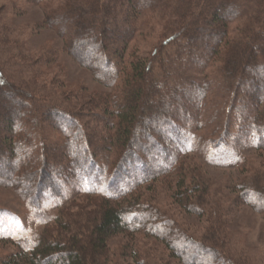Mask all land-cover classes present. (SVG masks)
<instances>
[{
  "label": "trees",
  "instance_id": "16d2710c",
  "mask_svg": "<svg viewBox=\"0 0 264 264\" xmlns=\"http://www.w3.org/2000/svg\"><path fill=\"white\" fill-rule=\"evenodd\" d=\"M26 1L44 7L42 25L60 35L64 52L117 90L98 101L73 92L69 99L81 101L80 108L59 100L54 79L63 72L56 73L51 62L58 52L51 46L32 49L28 32L13 25L20 11H0V145L7 152L0 157L6 167L0 185L26 198L35 183L42 196L45 177L44 195L62 203V192L79 180L78 198L92 197L94 205L76 215L60 207V216L43 220L40 232L12 238L17 250L1 264H112L110 243L120 236L154 239L169 252L158 256L165 264H261L251 248L234 242L227 220L230 206L264 213V171L248 173L236 198H228L192 156L226 166L232 156L238 164V150L264 152V0H127L124 10V0ZM153 16L165 24L160 45L151 58L132 56L125 69L131 44L152 30L147 22ZM61 18L78 20L70 36ZM97 68L105 70L102 77ZM211 100L225 119L215 126L223 135L218 140L206 135L210 108L204 103ZM27 117L37 128L43 125L44 138H35V128L21 131L29 126ZM99 117L103 132L92 127ZM31 156L28 167L16 166ZM16 176L26 189L12 182ZM163 183L169 200L186 214L207 218L212 229L191 232L147 195ZM40 200L34 195L29 203L36 208ZM134 242L114 264L151 262Z\"/></svg>",
  "mask_w": 264,
  "mask_h": 264
},
{
  "label": "rangeland",
  "instance_id": "374dc122",
  "mask_svg": "<svg viewBox=\"0 0 264 264\" xmlns=\"http://www.w3.org/2000/svg\"><path fill=\"white\" fill-rule=\"evenodd\" d=\"M5 8H12L20 11L19 14L17 13L16 15H13V25L20 27L28 32L29 37L27 39V43L32 49L39 50L44 46H51L53 47L54 52H58V55H55L57 57L53 58L51 62H55L56 64L53 68L56 73L63 72V74L60 76L59 81L54 79V86H56V88L53 91H55L56 95H60V97H58L59 100H63L65 98L69 99V97L72 96V93L74 92L73 95L76 98L91 97L92 99L98 101L101 99L99 98L100 95L103 96L104 94L113 93L115 90H117V86L115 85H113L112 87H108L107 85L101 83L90 68L79 64L75 58H72V56L63 51L64 41L60 37V35L57 34L54 30L46 29L42 25L45 21V9L42 5L32 4L26 0H0V11L4 10ZM122 9H127V0L123 1ZM11 13L12 12H10V14ZM153 17L154 18L152 21L147 22L148 27L152 28V30H148L149 34H147L148 32L140 34L139 36H137V39L131 44L130 49L125 57V61H127L124 64L125 69H129L128 62H130L132 56H143L151 58L152 51L156 49L155 47H158L160 45L161 40H159V37L162 36V29L165 27V24L161 21L162 17ZM59 22L63 24L62 26L67 27V33L70 36V30L73 28L75 22H78V20L74 19V21L69 20L68 22V20L61 18ZM86 28L90 29L94 28V26L92 24H88ZM162 40H164V38ZM116 43L117 40L114 42V44L116 45ZM94 58L90 59V61L93 63L96 62ZM96 71L97 73H99L100 77H102L103 73H105V70L99 68H97ZM161 76H157V78L155 79H158ZM51 84L53 83L51 82ZM66 94L68 95L66 96ZM69 102H71V106L75 108H78L79 103H82L81 101L77 99L74 100L72 98L69 99ZM6 103L10 104L9 102ZM214 106H216V100H211L210 102L204 103L205 109L209 110L210 108V111L206 112V116L204 115V118L208 119L210 123L208 125L209 129L207 130L206 135L214 136L217 138L216 140H218L223 135L222 131L219 134L215 132V126L218 125L221 121L223 122L222 125H225V119L223 117L219 118V116H217L220 113V108H218V106L214 108ZM27 112L29 117V110H27ZM28 117L27 119L25 118V121L29 122V126H25L26 128H23V130L21 131H29L32 128H35L38 131L36 132L38 134L35 138L40 139V136L44 138L45 133L43 125L40 124L39 128H37L32 123V120H29L30 117L29 119ZM103 121L104 119H102V117H99L95 122H93L92 127H95L96 129L99 128V131L103 132ZM49 135L53 139H57V137H59V135H57L56 133ZM32 139L33 138H31L30 141H32ZM224 142L225 144L229 143L226 142V140H224ZM239 147L240 146H232V151L239 149ZM39 150L44 151V149L41 147H39ZM256 151L257 150L255 149H251L250 151H244L241 154L238 150L236 153L240 156V159H238L237 161L238 164H236L234 156H232L231 164L226 166H217L209 163L203 155H200V157H198L197 155H193L192 159L198 160L200 163L202 161V163L204 164V171L208 180L211 183L215 184L214 189L221 186L219 191L224 196L228 198H236V196L238 195V193L236 192V187L239 185L240 181L248 175V173H252L254 169H260L262 173L264 171V152ZM3 152L5 151L0 145V157L2 156ZM5 154L7 155V152H5ZM247 158H250V163L248 167L243 168V164ZM1 160L3 162L5 161L3 159ZM30 160L31 162H33V156H31L29 160H25V163H23L24 160L19 161L16 166L18 167L19 165H25V167H28L30 165ZM150 167L151 166H149V169ZM5 169V166L4 168L0 167V172H2L3 174L5 172ZM56 171H58V169ZM44 179L45 177L43 179L40 177V180H42L41 182H44L45 186L47 185V179ZM35 180H38V177H35ZM12 182L17 185L16 187L19 189L25 188L26 186L22 184V181L18 178V176L14 177L12 179ZM77 182L79 183V180ZM77 182L76 184L75 182H72L71 189H69L68 192H62V199L66 198L64 201L62 200V203H58V201L53 200V198L49 200V196L46 194L44 195L43 193L44 186H42L43 188L40 189V193L42 196L37 194V190L34 186L35 183L32 185L33 187H31L33 190V194L26 195V198L19 194L16 189L14 190L10 188V186L6 187L0 185V264L1 262L9 258L10 255H13V253L17 250L14 243L16 241L13 240L15 237H17V235V238L22 239V237L31 236L32 233H37L38 231L40 232L45 226V222H43V220H45L46 218H50V220H53L59 217L60 210L64 206L65 208L67 207L65 211L73 213L74 215H76L80 211L82 212L84 208L94 209V205H92L91 201L92 197H80L79 194L80 199L78 198L77 191L79 186L77 185ZM41 184L43 185V183ZM154 188L156 189V192L147 193V195H152L153 197L155 196L156 202L162 207L169 209L172 214L175 215L176 220L183 224L186 229L190 230L191 232L205 230L208 228L212 229L213 225H209L208 223H206L207 218L202 219L191 214H186L181 210V208L175 205L172 200H169L171 193L169 192L167 183L155 185ZM23 193H25V191H23ZM34 195L41 198L40 202H38L41 203V205L36 208H32V203L30 202L32 201V197ZM58 199L61 200V198ZM74 199L78 200L73 203L72 201ZM47 200H49V203L46 204L45 201ZM42 201L45 202V205ZM250 201L251 204H253L254 206L256 205L253 199H250ZM60 207L62 208L60 209ZM229 210L232 213H229L228 215L227 227H229V229L232 231V235L235 234L234 242L236 244H239V242L243 243L246 247L251 248L253 250V253L251 254L254 256V258H256V256H260L262 258L261 259L259 257L262 260L260 262L261 264H264V213L261 214L254 210L251 206L244 204L240 207L230 206ZM40 215H42V217ZM133 241H135V245H138L140 254H145V256L142 257L143 259L146 260L148 257V260H151V262H153L154 264H165V262L160 261V257L158 256L159 254H165L168 256L169 252L163 245L156 242L154 239H146L143 236H120L113 239L110 243L109 248L111 252L110 255H112V264L118 261L119 257L121 258V255L124 252L123 249L128 246L129 242ZM147 263L150 264L149 261ZM166 264L171 263L169 261H166ZM172 264L179 263L172 261Z\"/></svg>",
  "mask_w": 264,
  "mask_h": 264
}]
</instances>
